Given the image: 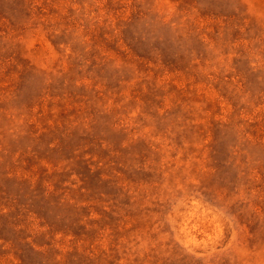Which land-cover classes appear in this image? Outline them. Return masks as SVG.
<instances>
[{
  "label": "rangeland",
  "instance_id": "374dc122",
  "mask_svg": "<svg viewBox=\"0 0 264 264\" xmlns=\"http://www.w3.org/2000/svg\"><path fill=\"white\" fill-rule=\"evenodd\" d=\"M0 264H264V0H0Z\"/></svg>",
  "mask_w": 264,
  "mask_h": 264
}]
</instances>
